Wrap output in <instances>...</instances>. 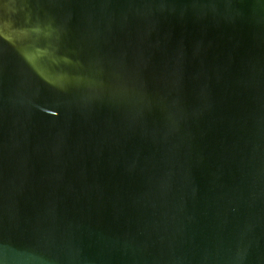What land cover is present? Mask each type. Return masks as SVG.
<instances>
[{
	"label": "water",
	"instance_id": "1",
	"mask_svg": "<svg viewBox=\"0 0 264 264\" xmlns=\"http://www.w3.org/2000/svg\"><path fill=\"white\" fill-rule=\"evenodd\" d=\"M0 264H264V0H0Z\"/></svg>",
	"mask_w": 264,
	"mask_h": 264
}]
</instances>
